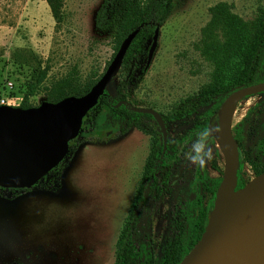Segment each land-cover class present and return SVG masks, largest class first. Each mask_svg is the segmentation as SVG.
Returning a JSON list of instances; mask_svg holds the SVG:
<instances>
[{
	"label": "rangeland",
	"instance_id": "rangeland-1",
	"mask_svg": "<svg viewBox=\"0 0 264 264\" xmlns=\"http://www.w3.org/2000/svg\"><path fill=\"white\" fill-rule=\"evenodd\" d=\"M101 1L64 0L63 20L56 23L45 0H0V99L19 105L38 66L48 68L44 83L72 65L83 77L92 69L101 72L114 53L110 40L94 27ZM218 2L230 4L245 21L264 5V0H173L158 25L150 63L145 55L124 76L118 70L103 91L108 100H117L124 84L130 108L151 107L165 115L210 83L213 66L197 45L209 8ZM44 99L42 94L29 98L34 104ZM210 106L181 120H164L170 178L160 190L147 183L134 235L141 255L130 264H141L149 254L159 263L197 174L222 175L223 156L215 135L221 128L218 112L208 119L210 133L203 134L199 126ZM230 106L232 136L245 118L237 150L244 160L243 177L250 181L255 177L251 154L264 152V92L241 96ZM143 118L162 143L154 118ZM150 145L149 135L135 127L122 131L105 109L88 116L57 169L30 188H0V264H115L118 236L135 201ZM200 190L206 200L208 193Z\"/></svg>",
	"mask_w": 264,
	"mask_h": 264
},
{
	"label": "trees",
	"instance_id": "trees-1",
	"mask_svg": "<svg viewBox=\"0 0 264 264\" xmlns=\"http://www.w3.org/2000/svg\"><path fill=\"white\" fill-rule=\"evenodd\" d=\"M45 1L55 22L60 23L63 20L64 0ZM172 7L173 0L101 1L95 12L94 27L112 43L113 56L123 39L134 29L139 28L122 60L119 69L121 76L130 71L136 59L147 56L154 28L165 21ZM197 49L213 66L212 80L197 92L182 98L162 116L166 121L181 120L196 113L199 108L211 105L199 124L200 131L207 134L209 117L217 111L228 94L239 87L264 81V5L258 8L252 20L245 21L232 11L231 5L227 2L215 3L209 8V19L200 30ZM107 66L101 72L92 69L83 77L77 66L72 65L63 75L51 79L48 83H44L47 66L42 68L38 66L31 71L30 81L18 106L22 108L36 106L37 104L29 100L36 94L44 95V100L49 102H56L66 96L83 95L101 77ZM123 89L124 84L118 88L117 100L109 101L105 94L100 95L97 104L82 119L83 122L99 109H105L108 118L121 125L122 131L135 127L149 135L151 139L135 201L118 236L115 264H130L141 255L139 246L134 241L137 209L144 200L147 183L151 181L154 187L160 190L167 184L171 173V162L169 164L171 158L166 152L162 153L158 131L143 118L151 115L134 112L123 104L116 106L119 101L128 102V94ZM240 131L237 127L234 135L237 142L241 141ZM73 140L68 142V146ZM251 155L253 159L249 160L254 175L263 173L264 152L259 149L256 154ZM243 162V157L238 156L235 190L241 189L248 182L242 174ZM60 163L47 174L57 169ZM197 178V182L190 185L191 197L186 205L177 211L174 233L162 259L157 263L155 256L149 254L141 264H178L200 238L222 177L212 178L203 171L197 174ZM201 188L208 193L206 200L203 199Z\"/></svg>",
	"mask_w": 264,
	"mask_h": 264
},
{
	"label": "water",
	"instance_id": "water-1",
	"mask_svg": "<svg viewBox=\"0 0 264 264\" xmlns=\"http://www.w3.org/2000/svg\"><path fill=\"white\" fill-rule=\"evenodd\" d=\"M138 29L123 39L101 77L85 94L66 96L56 102L44 100L27 108L0 104V188H30L63 160L68 142L77 137L83 117L97 104L99 96L116 75ZM158 35L157 25L148 49L147 64L152 59ZM263 91L264 81L239 87L226 96L217 110L220 129L226 130L234 159L225 160L223 156L222 178L207 224L178 264H215L223 257L244 262L264 250V172L256 175L262 179L253 187L228 202H222L227 179L232 173L236 177L238 167L237 142L230 132L229 118H223V113L239 97ZM121 104L154 118L161 132L163 153L167 132L161 113L151 107L130 108L126 101H119L116 106ZM244 188L245 185L237 190Z\"/></svg>",
	"mask_w": 264,
	"mask_h": 264
},
{
	"label": "bare ground",
	"instance_id": "bare-ground-1",
	"mask_svg": "<svg viewBox=\"0 0 264 264\" xmlns=\"http://www.w3.org/2000/svg\"><path fill=\"white\" fill-rule=\"evenodd\" d=\"M233 110H234L233 107L229 106L225 110V112L223 113V118H229V120H230V118L234 114ZM215 135H216V138L218 140V145L220 147L221 154H222V156L225 157V160H227L229 158L234 159V154L232 152L231 146L229 145L225 128L219 129L215 133ZM261 179H262V177L255 176L245 184L244 189L234 191L236 177H235V174L232 173L227 179V182H226V185L224 188V193L222 196V202L230 201L231 199L235 198L237 195H239L242 192H245L246 190L253 187L254 184L256 182L260 181ZM215 264H264V250H262V252L260 253L259 256H251L244 262H240V261H237L234 259L223 257V258H219Z\"/></svg>",
	"mask_w": 264,
	"mask_h": 264
},
{
	"label": "flooded vegetation",
	"instance_id": "flooded-vegetation-1",
	"mask_svg": "<svg viewBox=\"0 0 264 264\" xmlns=\"http://www.w3.org/2000/svg\"><path fill=\"white\" fill-rule=\"evenodd\" d=\"M264 92V91H263ZM249 114V112H247L246 113V115H248ZM162 115V114H161ZM247 117V116H246ZM164 119V118H163ZM245 119V118H244ZM244 119L240 122V126H239V128L242 126L241 124L244 122ZM209 124V123H208ZM208 127V126H207ZM263 127H264V125H263ZM240 130H241V128H240ZM204 134V133H203ZM207 134H208V132H207ZM262 135V134H261ZM233 137H234V135H233ZM235 139V138H234ZM237 142V141H236ZM237 143H240V142H237ZM162 144V143H161ZM162 148H163V145H162ZM165 152V151H164ZM163 152V153H164ZM238 156H241V154L238 152ZM172 161V160H171ZM171 161H169V164H170V162ZM244 163V162H243ZM170 167H171V164H170ZM202 173V172H201ZM254 176H256V175H254ZM163 187V186H162Z\"/></svg>",
	"mask_w": 264,
	"mask_h": 264
},
{
	"label": "built area",
	"instance_id": "built-area-1",
	"mask_svg": "<svg viewBox=\"0 0 264 264\" xmlns=\"http://www.w3.org/2000/svg\"><path fill=\"white\" fill-rule=\"evenodd\" d=\"M11 82L8 83V86L11 87ZM0 104H5V105H13L11 102H8L7 100H5V98H1L0 99ZM17 106V105H14Z\"/></svg>",
	"mask_w": 264,
	"mask_h": 264
},
{
	"label": "crops",
	"instance_id": "crops-1",
	"mask_svg": "<svg viewBox=\"0 0 264 264\" xmlns=\"http://www.w3.org/2000/svg\"><path fill=\"white\" fill-rule=\"evenodd\" d=\"M10 88V87H9Z\"/></svg>",
	"mask_w": 264,
	"mask_h": 264
}]
</instances>
